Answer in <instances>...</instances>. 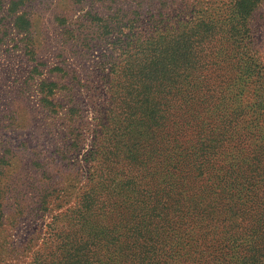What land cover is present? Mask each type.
<instances>
[{"label": "rangeland", "instance_id": "1", "mask_svg": "<svg viewBox=\"0 0 264 264\" xmlns=\"http://www.w3.org/2000/svg\"><path fill=\"white\" fill-rule=\"evenodd\" d=\"M8 2L0 6V264H75L89 241L97 264L142 257L130 216L136 187L118 181L127 162L161 148L164 129L133 126L128 115L104 130L100 109L110 96L131 108L140 88L152 97L182 69L194 85L209 75L218 86L216 108L235 122L228 143L248 144L233 150L250 168L258 162L263 170L249 173L264 188V0L248 17L235 0H23L26 32ZM94 199L112 209L89 207ZM103 228L117 235L108 246ZM217 244L228 247L225 238Z\"/></svg>", "mask_w": 264, "mask_h": 264}, {"label": "trees", "instance_id": "2", "mask_svg": "<svg viewBox=\"0 0 264 264\" xmlns=\"http://www.w3.org/2000/svg\"><path fill=\"white\" fill-rule=\"evenodd\" d=\"M22 2L10 0L8 12L16 15L15 27L26 32L30 27L28 17L26 13L18 14ZM2 4L4 0H0V6ZM255 4L256 0H235L234 6L239 14L248 17ZM199 21V24L209 25L203 18ZM181 71L183 73H176L177 77L170 76L167 84L155 88L150 93L152 97L141 96L140 88L136 92L140 97L133 100L131 108L130 101L110 96L100 109L98 121L101 123L98 124L104 130L109 125L117 126L128 115L133 126L142 123L152 126L154 122L164 129V144L161 148H152L150 160H131L121 168L126 173L118 184H133L139 203L137 211L130 215H137V220L133 221L134 241L145 245L139 249L143 254L141 258L127 255L123 264H220L226 261L228 264H264V188L258 191L255 177L249 173L263 169L258 162L250 168L244 159L238 160L234 145L245 151L248 144L228 143L232 133L236 138L235 132H230L235 122L233 117L225 116L216 108V103L220 105L217 101L222 99L216 95L218 86L209 75L203 82L196 77L194 85L187 79L185 70ZM183 76L187 83L181 84L182 88L176 92L179 96H171ZM38 85L44 94L46 83L41 80ZM193 88L195 94L192 95ZM178 98L182 103L177 108ZM43 102L50 104L48 98ZM238 140L242 142V134ZM92 188L88 187L84 194H89ZM93 201L89 207L95 204L112 209L105 200ZM115 205L120 207L119 203ZM83 212L85 210H80V214ZM78 220L82 223V219ZM106 231L109 230L103 228L102 236L108 246L110 239L117 235L104 233ZM223 238L228 241V247L219 248L217 240ZM97 244L92 241L83 244L73 262L97 264L101 259L96 257ZM209 250L211 253H207ZM82 252L89 263L82 258ZM105 253L103 250L100 256ZM203 253L205 258H201Z\"/></svg>", "mask_w": 264, "mask_h": 264}]
</instances>
